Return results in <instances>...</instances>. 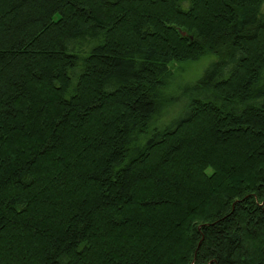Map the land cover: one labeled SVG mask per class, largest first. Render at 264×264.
Listing matches in <instances>:
<instances>
[{
  "label": "trees",
  "instance_id": "obj_1",
  "mask_svg": "<svg viewBox=\"0 0 264 264\" xmlns=\"http://www.w3.org/2000/svg\"><path fill=\"white\" fill-rule=\"evenodd\" d=\"M263 2L0 0V264H264Z\"/></svg>",
  "mask_w": 264,
  "mask_h": 264
},
{
  "label": "rangeland",
  "instance_id": "obj_2",
  "mask_svg": "<svg viewBox=\"0 0 264 264\" xmlns=\"http://www.w3.org/2000/svg\"><path fill=\"white\" fill-rule=\"evenodd\" d=\"M261 11L264 13V2L261 6ZM203 19L208 20L207 14L203 15ZM182 35H184V33H182ZM214 60L215 57L213 56H204L198 58L197 60L180 62L172 65L171 68L174 74L171 84L180 85L182 87L185 84H190L195 82L201 77L204 70ZM166 115L161 119V123L168 124L171 120L177 117V116L175 117L176 112L174 110L169 111V113H167Z\"/></svg>",
  "mask_w": 264,
  "mask_h": 264
}]
</instances>
